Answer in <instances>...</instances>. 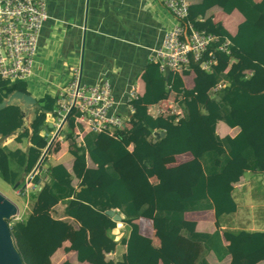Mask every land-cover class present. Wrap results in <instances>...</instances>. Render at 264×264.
<instances>
[{
  "label": "trees",
  "instance_id": "16d2710c",
  "mask_svg": "<svg viewBox=\"0 0 264 264\" xmlns=\"http://www.w3.org/2000/svg\"><path fill=\"white\" fill-rule=\"evenodd\" d=\"M214 5L226 13L237 9L243 15L234 34L205 15ZM261 17L264 18V0L191 1L187 19L197 29L230 39V55L218 53L222 65L213 66L209 72L193 66L190 88L184 87L178 74L164 77L156 63L147 64L142 73L145 90L131 100L135 111L129 127L115 129L112 134H85L84 144L72 145L71 171L62 163L49 165L44 169L45 185L31 194V212L22 219L7 220L23 264H53L51 256L65 241H69L63 247L66 251H75L77 261L90 264H116L115 258L106 259L105 252L113 250L118 242L125 247L127 264H210V252L218 260L229 255L228 264H258L264 260V230L221 229L219 225L222 215L236 211L232 191L244 173L264 172ZM231 58L223 71L221 68ZM220 82L225 84L212 92ZM16 90L29 93L25 81L0 78V101ZM175 92L182 93L178 99L182 111L179 119L176 114L153 117L147 113L148 104ZM55 104L56 96L45 94L39 98L36 116L29 126L18 105L0 110V177L12 186L39 160L40 147L45 144L46 114L53 113ZM220 121L237 128L236 134L220 136L216 131ZM72 126L71 120L67 128L71 139ZM154 130L164 131V135L152 141L149 137ZM9 137L10 144H1ZM101 140L108 143L106 149L100 147ZM58 146L57 141L53 142L48 152ZM185 152H190L192 158L183 162L176 173L155 184L150 182V177L164 170V157ZM129 153L141 167L134 178L121 175L115 168ZM86 156L95 167L87 166ZM38 178L36 174L33 182ZM73 178L85 183L76 188ZM46 189L51 199L65 203L64 212L79 223L77 229L67 221L52 218L44 195ZM111 208L123 216L121 222L128 230L127 235L119 232L118 240L112 233L118 222L105 213ZM203 209L214 212L215 229L211 232L197 230L196 222L184 217L186 211ZM140 218L166 236L173 251L181 252L176 262L155 248L150 237L140 233L135 222ZM60 264L71 263L65 260Z\"/></svg>",
  "mask_w": 264,
  "mask_h": 264
},
{
  "label": "crops",
  "instance_id": "0c3cea01",
  "mask_svg": "<svg viewBox=\"0 0 264 264\" xmlns=\"http://www.w3.org/2000/svg\"><path fill=\"white\" fill-rule=\"evenodd\" d=\"M191 1L194 0H189L190 3ZM46 8L48 18L44 21L39 33L33 72L30 77L23 80L26 83L28 94L36 99V103L45 94L56 96L58 89L71 82L74 71L78 70L81 73V80L86 84L108 80L116 101L117 112L121 115L127 114L129 91L136 89V97L143 94L145 82L142 73L147 64L153 62L151 61L153 50L161 45L164 33L177 23V20L166 9L164 0H46ZM205 15L211 16L213 22H220L230 34L235 33L237 25L244 19L237 9L226 13L217 5L208 8ZM199 18L203 19L204 17ZM258 25L264 27L263 17L259 19ZM157 69L164 77L172 73L161 72L158 66ZM187 72L174 74L180 76L184 87L190 88L193 85L194 73L193 70ZM185 77H189L190 81L186 82ZM175 94L181 96L178 95L177 97ZM180 97H182V93L175 92L156 103L148 104L147 113L151 115L148 112V107L157 103L171 104L176 109L181 110L178 105ZM24 120L26 126H29L32 121L26 120L25 117ZM46 123L47 125L52 123L48 113L46 114ZM67 128L69 126L63 127L61 138L56 140L59 145L57 149L47 151L46 158L44 157L45 162L43 164L41 162L42 169L37 173L39 178L36 183L32 182V186L35 187L31 192L32 194L45 185L44 169L49 165L62 163L71 171L74 160L71 152L72 145L79 146L84 144V141L78 145L74 136V128L69 130L73 139L68 137ZM216 131L220 136H233L238 129L231 128L220 121L217 123ZM160 132L162 131L154 130L149 139H159L162 137ZM49 133L50 131L43 128L44 141L48 139ZM87 133L90 131L84 132V135ZM10 143L11 137L1 141V144ZM99 145L106 149L108 143L101 140ZM45 147L41 146L40 148L43 151ZM128 148L130 150L131 145ZM0 154L3 156V152ZM191 158L190 152L164 157V170L150 177V182L155 184L159 180L176 173L180 165ZM86 164L89 167L96 166L88 156H86ZM115 168L121 175L129 178L136 177L141 171L140 165L130 153L118 161ZM42 178L45 181H42ZM72 182L76 188L85 183L78 178H73ZM86 182L90 183V180ZM44 195L50 203L49 212L53 219L67 221L75 229L79 227V223L74 218L65 214L64 202L51 199L47 189L44 190ZM232 196L237 205L236 211L224 214L219 218L220 228L263 231L264 172H245L241 180L234 185ZM24 204L25 209H27L24 214L27 215L31 212L34 201H25ZM113 210L119 213L116 209ZM184 217L195 221L196 229L199 231L211 232L215 229V217L212 209L186 211ZM135 222L138 224L140 233L150 237L155 248L176 262V257L181 255V252L172 250L170 241L166 236L153 228L150 222L145 219L140 218ZM119 232L128 234L126 225L121 221L118 222V227L112 232L114 236H117L114 237V240H118ZM117 244L113 250L105 252V257L106 259L115 258L116 264H127L125 247L119 242ZM68 245L69 241H65L63 246L54 252L51 256L53 264H60L65 260L71 264H90L86 261H77L75 251H66L63 248ZM117 256L120 257V260H117L119 259ZM207 260L210 264H228L230 256L227 255L222 260H218L210 252L207 255ZM258 264H264V260Z\"/></svg>",
  "mask_w": 264,
  "mask_h": 264
},
{
  "label": "built area",
  "instance_id": "2783aa9c",
  "mask_svg": "<svg viewBox=\"0 0 264 264\" xmlns=\"http://www.w3.org/2000/svg\"><path fill=\"white\" fill-rule=\"evenodd\" d=\"M189 4V0H164L166 9L177 23L164 33L161 45L152 53L151 61L157 63L161 72L184 74L192 71L193 66L209 72L213 66L222 65L218 53L230 55V39L221 38L205 29H197L187 19ZM47 18L46 0H0L1 79L13 82L30 77L38 49L39 33ZM232 60L229 59L228 63ZM228 63L221 68L223 71L227 69ZM74 72L71 82L58 89L53 113H48L54 129L50 131L51 136L59 129L56 139L61 138L63 127L70 126L71 120L78 145L83 142L86 131L112 134L115 129L129 127L130 118L135 111L131 100L136 97V89L129 91V110L127 114L121 115L115 108L116 101L108 80L86 84L81 82L79 71ZM224 84H216L212 92ZM148 112L153 117L172 113L178 116L177 119L182 116L181 110L163 103L149 106ZM37 173L35 166L26 174L22 182L24 186L19 191L30 188ZM17 214L18 210L12 217L19 219Z\"/></svg>",
  "mask_w": 264,
  "mask_h": 264
},
{
  "label": "water",
  "instance_id": "95a60500",
  "mask_svg": "<svg viewBox=\"0 0 264 264\" xmlns=\"http://www.w3.org/2000/svg\"><path fill=\"white\" fill-rule=\"evenodd\" d=\"M80 73V71H79ZM80 79H81V73H80ZM83 82V81H81ZM7 105H18L21 114L25 117L26 120H33L36 116V108L37 103L36 99L23 91H12L9 92L2 101H0V110ZM49 128L53 127L52 123H48L44 129L47 131ZM59 129H56L55 132L52 134L50 140L47 143V146L42 151V154L36 163V168L38 170V173L42 169L41 162L44 159L48 149L50 148L51 144L54 142L56 137L58 136ZM160 134L163 136L164 131L160 132ZM26 174L23 173L21 178L15 183L14 187H17L21 182L24 181ZM24 184L22 185V187ZM17 212V206L15 203H12L8 198H6L1 192H0V264H23L21 257L16 250L13 242V238L9 229V225L7 223V220H9V216L12 217ZM105 213L112 218L113 221L120 222L122 219V216L115 212L113 209H107L105 210ZM9 218V219H7Z\"/></svg>",
  "mask_w": 264,
  "mask_h": 264
},
{
  "label": "rangeland",
  "instance_id": "374dc122",
  "mask_svg": "<svg viewBox=\"0 0 264 264\" xmlns=\"http://www.w3.org/2000/svg\"><path fill=\"white\" fill-rule=\"evenodd\" d=\"M185 81L189 82L190 78L189 77H185ZM53 131H54V129H53ZM47 137H48V139L44 141L45 144L42 145L43 148L46 146L47 142L49 141V139L51 137V133H49ZM42 181H45V179L42 178ZM21 186H22V182H21L20 187L15 188L14 186H12L11 184L7 183L6 181H4L0 177V192L6 198H8L12 203L16 204L17 210H18L17 216H18L19 219H22L23 217H25L24 211L25 210L27 211V209H25V204L24 203H25V201H28V202L33 201L32 195H30V194H32L31 192H33V189H35V187L32 186L30 189L26 188V189H23L22 191L21 190L19 191V189H21ZM28 206H29V204H28ZM32 208H31V210H32ZM249 211H250V209H249ZM9 218H7V219H9L10 221L18 220V219H15L13 217H10V216H9Z\"/></svg>",
  "mask_w": 264,
  "mask_h": 264
}]
</instances>
